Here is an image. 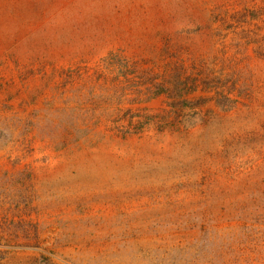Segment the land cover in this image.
<instances>
[{
  "label": "rangeland",
  "instance_id": "1",
  "mask_svg": "<svg viewBox=\"0 0 264 264\" xmlns=\"http://www.w3.org/2000/svg\"><path fill=\"white\" fill-rule=\"evenodd\" d=\"M0 264H264V0H0Z\"/></svg>",
  "mask_w": 264,
  "mask_h": 264
},
{
  "label": "trees",
  "instance_id": "2",
  "mask_svg": "<svg viewBox=\"0 0 264 264\" xmlns=\"http://www.w3.org/2000/svg\"><path fill=\"white\" fill-rule=\"evenodd\" d=\"M167 71V69H166ZM170 72H168L169 74ZM131 75V76H130ZM123 78L129 82L130 77L134 76L133 74L126 73L122 74ZM135 77V76H134ZM188 82L181 78V75L179 73H173L170 75L165 76L164 80L161 82H156L154 84V87H156L155 94H152L149 98H156L158 96L164 95L168 100H170V106L173 108H176L177 102H179L181 108L183 109H189L193 110L194 108L198 107V104L195 102H189L186 100V96L188 95V91L186 90ZM128 102L131 100H127ZM109 111V110H108ZM131 109L126 108V113H130ZM118 111L116 109L111 110V115L114 113L116 114ZM152 120H148L143 126H141L139 129H143L144 125L147 126L151 123Z\"/></svg>",
  "mask_w": 264,
  "mask_h": 264
}]
</instances>
